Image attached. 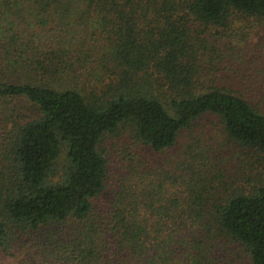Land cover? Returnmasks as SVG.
Returning <instances> with one entry per match:
<instances>
[{
  "label": "trees",
  "instance_id": "16d2710c",
  "mask_svg": "<svg viewBox=\"0 0 264 264\" xmlns=\"http://www.w3.org/2000/svg\"><path fill=\"white\" fill-rule=\"evenodd\" d=\"M26 3L0 0V264H264V66L238 64L264 0H36L90 43L15 30Z\"/></svg>",
  "mask_w": 264,
  "mask_h": 264
},
{
  "label": "rangeland",
  "instance_id": "374dc122",
  "mask_svg": "<svg viewBox=\"0 0 264 264\" xmlns=\"http://www.w3.org/2000/svg\"><path fill=\"white\" fill-rule=\"evenodd\" d=\"M30 3H26L25 7H21L18 9L17 12H20L22 14L21 17L16 18L15 15L11 16L10 20L15 21L14 29L19 31L24 30L28 27V29L25 31V35H29L32 32L41 33V34H48V35H56L57 38L66 40V38H72L71 34L67 35H60L57 30H59L62 27V17H64L65 21H70L72 26H76V29L80 31V40H85L86 42L90 43L93 41L94 37L100 38L105 33H100L98 30L96 32L93 31L92 28L82 27L80 17H76V14L78 12V8L73 6L70 8V15L63 14L62 11L64 10L62 7L57 8H49V11L47 14L42 11L40 6H38V3L35 4L36 0H29ZM61 12V13H60ZM49 16V19L45 23L41 22L40 20H43L42 17ZM92 17H97L96 14H92ZM78 21L80 23H78ZM30 24V25H29ZM29 25V26H28ZM70 25V26H71ZM67 29H70V27H66ZM248 37L244 38L243 41H241L238 44V48L244 49L242 54L249 53V56H246V61L249 60V57L251 55L257 56L255 60V64L252 66H249L248 64H245L242 61L243 56L241 55V60L238 62V64H244L245 68L247 70L251 69V67L254 70H257L256 68H260V66H264V25L261 27H254L247 33ZM59 39V40H60ZM233 40H236L235 37H232ZM237 41L239 42V38L237 36ZM100 53V52H99ZM248 57V58H247ZM207 123V119L202 121V124L204 126L206 125V131H208L207 134L202 135V143L205 145L206 154L209 153L212 154L215 159L212 161L214 162L213 169L216 170V167H221L226 171V174L231 175L233 178L232 181H236L235 178L240 177L239 173L242 171V166L244 163L242 160L237 158L235 154H237V147L234 145L231 141L226 140L225 138H222L221 135H217L216 131L218 132L217 128L214 127V129H211L212 126L205 124ZM219 137V138H217ZM121 140V141H119ZM123 134L120 137H108L106 138V142L103 144V148L106 152V154H109L111 157V167L112 169L115 167V159L117 161V158H114L119 150L123 149L120 145V142L123 143ZM220 140V141H218ZM178 147H180V144H178ZM177 148V147H176ZM242 158V157H241ZM114 163V164H113ZM112 172V170H111Z\"/></svg>",
  "mask_w": 264,
  "mask_h": 264
}]
</instances>
